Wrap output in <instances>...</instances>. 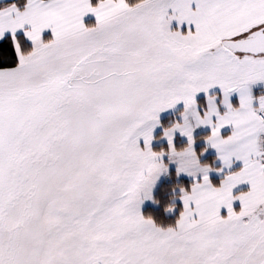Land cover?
Returning a JSON list of instances; mask_svg holds the SVG:
<instances>
[{
  "label": "snow or ice",
  "instance_id": "obj_1",
  "mask_svg": "<svg viewBox=\"0 0 264 264\" xmlns=\"http://www.w3.org/2000/svg\"><path fill=\"white\" fill-rule=\"evenodd\" d=\"M259 85L264 0H5L0 264H264Z\"/></svg>",
  "mask_w": 264,
  "mask_h": 264
},
{
  "label": "crops",
  "instance_id": "obj_2",
  "mask_svg": "<svg viewBox=\"0 0 264 264\" xmlns=\"http://www.w3.org/2000/svg\"><path fill=\"white\" fill-rule=\"evenodd\" d=\"M1 2H5V0H0V3ZM85 22L87 23V21L91 20L93 22H95V16L94 14L92 13H89L85 18ZM172 28H176L177 26H179L181 28L182 31H187L188 30V24L187 22H184L183 25H179L178 22L176 20H173L172 21ZM192 29L194 30L195 29V25L192 24ZM49 34L51 36V30L50 29H47L45 30V35ZM236 205L238 206L239 205V201L236 202ZM222 212H225L226 213V209H222Z\"/></svg>",
  "mask_w": 264,
  "mask_h": 264
},
{
  "label": "trees",
  "instance_id": "obj_3",
  "mask_svg": "<svg viewBox=\"0 0 264 264\" xmlns=\"http://www.w3.org/2000/svg\"><path fill=\"white\" fill-rule=\"evenodd\" d=\"M4 3H5V2H1V3H0V6H2ZM87 23H94V22L91 21V20H89V21H87ZM49 36H50L49 34L45 35V37H49Z\"/></svg>",
  "mask_w": 264,
  "mask_h": 264
},
{
  "label": "rangeland",
  "instance_id": "obj_4",
  "mask_svg": "<svg viewBox=\"0 0 264 264\" xmlns=\"http://www.w3.org/2000/svg\"><path fill=\"white\" fill-rule=\"evenodd\" d=\"M172 25H173V24H172ZM172 25H171V27H172ZM257 87H258V88H259V87H264V85H259V86H257Z\"/></svg>",
  "mask_w": 264,
  "mask_h": 264
}]
</instances>
